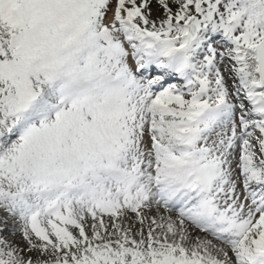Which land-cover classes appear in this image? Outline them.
<instances>
[{"label": "snow or ice", "instance_id": "6c2138e0", "mask_svg": "<svg viewBox=\"0 0 264 264\" xmlns=\"http://www.w3.org/2000/svg\"><path fill=\"white\" fill-rule=\"evenodd\" d=\"M0 264H264V0H0Z\"/></svg>", "mask_w": 264, "mask_h": 264}, {"label": "rangeland", "instance_id": "374dc122", "mask_svg": "<svg viewBox=\"0 0 264 264\" xmlns=\"http://www.w3.org/2000/svg\"><path fill=\"white\" fill-rule=\"evenodd\" d=\"M222 70H223V69H222ZM153 71H155V70H153ZM225 76H226V79H227L228 74L225 73ZM170 82H176V81H175V79H172V80H170ZM228 84H229V88H230V90H231L232 81H231V80H228ZM6 235H7V233H6ZM192 235H193V233H192ZM193 237H196V236L193 235ZM10 238H12V237H10ZM13 239L19 241V234H17V236L14 237ZM193 242H194V241H193Z\"/></svg>", "mask_w": 264, "mask_h": 264}, {"label": "bare ground", "instance_id": "6f19581e", "mask_svg": "<svg viewBox=\"0 0 264 264\" xmlns=\"http://www.w3.org/2000/svg\"><path fill=\"white\" fill-rule=\"evenodd\" d=\"M193 235L194 236H200L201 238H203L204 237V235L205 234H203V233H200L198 230H193ZM210 238V237H209ZM214 243H216V241H214Z\"/></svg>", "mask_w": 264, "mask_h": 264}]
</instances>
